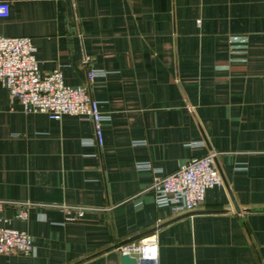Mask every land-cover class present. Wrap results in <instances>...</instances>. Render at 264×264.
I'll use <instances>...</instances> for the list:
<instances>
[{
    "label": "crops",
    "instance_id": "0c3cea01",
    "mask_svg": "<svg viewBox=\"0 0 264 264\" xmlns=\"http://www.w3.org/2000/svg\"><path fill=\"white\" fill-rule=\"evenodd\" d=\"M0 1V35L29 37L38 70L109 116L97 145L89 119L24 112L0 84V227L34 246L0 264H119L147 236L157 264H264V0ZM210 151L221 184L190 213L155 207L135 164L167 174Z\"/></svg>",
    "mask_w": 264,
    "mask_h": 264
},
{
    "label": "built area",
    "instance_id": "2783aa9c",
    "mask_svg": "<svg viewBox=\"0 0 264 264\" xmlns=\"http://www.w3.org/2000/svg\"><path fill=\"white\" fill-rule=\"evenodd\" d=\"M8 14V4L0 1V18ZM35 47L29 37L0 35V84L8 94V98L16 99L24 112H42L48 118L59 120L68 114L89 119L93 126V138L97 145L102 143L101 124L109 119L108 114L98 110L97 102L91 99L85 86H68L62 81L59 68L41 72L37 68L34 56ZM85 63V59L82 61ZM103 74L102 70L86 69V79L91 80ZM201 142H190L195 147ZM218 152L210 151L203 155L192 156L179 164L167 174L158 173L149 162H137V169L152 171L148 189L152 193L155 207H164L172 216L192 212L204 199L205 191L221 184L215 165ZM13 205L0 199V210ZM19 209L15 216L26 218L29 203L17 204ZM66 211L67 220H74L84 213L82 207L66 205H50ZM119 254H127L135 258L136 264H157V246L153 236L130 240L115 247ZM34 246L29 234L23 230L0 227V254L11 252L32 254Z\"/></svg>",
    "mask_w": 264,
    "mask_h": 264
},
{
    "label": "water",
    "instance_id": "95a60500",
    "mask_svg": "<svg viewBox=\"0 0 264 264\" xmlns=\"http://www.w3.org/2000/svg\"><path fill=\"white\" fill-rule=\"evenodd\" d=\"M119 264H136L135 258L127 254H119Z\"/></svg>",
    "mask_w": 264,
    "mask_h": 264
}]
</instances>
